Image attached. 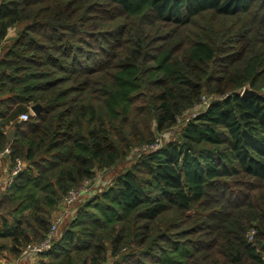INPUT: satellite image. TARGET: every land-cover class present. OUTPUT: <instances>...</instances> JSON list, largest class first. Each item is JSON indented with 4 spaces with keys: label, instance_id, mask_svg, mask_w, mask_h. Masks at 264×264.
<instances>
[{
    "label": "trees",
    "instance_id": "1",
    "mask_svg": "<svg viewBox=\"0 0 264 264\" xmlns=\"http://www.w3.org/2000/svg\"><path fill=\"white\" fill-rule=\"evenodd\" d=\"M144 146L37 264H264V0H0V264Z\"/></svg>",
    "mask_w": 264,
    "mask_h": 264
},
{
    "label": "rangeland",
    "instance_id": "2",
    "mask_svg": "<svg viewBox=\"0 0 264 264\" xmlns=\"http://www.w3.org/2000/svg\"><path fill=\"white\" fill-rule=\"evenodd\" d=\"M190 116L191 115L187 113L186 115L183 116L182 121L186 118H189ZM178 129H179V126L174 128L173 131L169 135H167L165 139L162 138V136L158 137L157 138L158 139L157 140L158 145L164 144L168 140L172 139L175 132H177ZM152 147L150 146V148H152ZM146 149H147L146 146L141 147L139 149L138 148L134 149L133 152L130 154L129 158L127 159V161L120 163L119 165L115 166L114 168H112L107 173L100 174L98 176L99 180L94 179L93 181L89 182L88 184L80 187L79 190H77V192H73L69 196V199H71V200L75 199L73 201V203L71 202L70 204H68L67 203L68 198L64 199V202L61 204L62 208L57 210L56 212H54L52 214V218H51L52 223L54 221H56L59 218V216H60V219H62L60 226L56 230L57 236L60 233V230L62 229V227L71 219V217H73L75 215L76 205L79 204L80 201L88 198L89 195L99 193L101 190H103L108 185H110L112 183V180L115 177H117L118 175L122 174L125 170H127L132 165L134 160L136 158H138L137 156H139L140 153L144 152ZM1 168H2V164H1ZM81 192H83V194H81V196H77V194L81 193Z\"/></svg>",
    "mask_w": 264,
    "mask_h": 264
},
{
    "label": "built area",
    "instance_id": "3",
    "mask_svg": "<svg viewBox=\"0 0 264 264\" xmlns=\"http://www.w3.org/2000/svg\"><path fill=\"white\" fill-rule=\"evenodd\" d=\"M206 103H207V101L203 100V105H206ZM28 119H29V114H22L19 117V120L21 122H26ZM3 153L7 154L8 151L5 150ZM19 171H20V165H17V167H15V169L11 172L10 177L6 181H4V183L2 185H0V194H1V192L5 191L6 189H9L11 187L12 179H13L14 176H16V174ZM75 192H77V191H75ZM80 195H81V193L77 194V196H80ZM69 196L67 197L68 199L66 198L68 204H70L71 202L73 203V201L75 200V199H72V200L69 199ZM61 220L62 219H60V216H59V218L52 223L50 231L48 233V237H47V239L44 242H42V243H40L38 245H28L25 249H23L21 254H20V257L16 261V263L18 262V264H20V263H22V262L24 263L25 261H28V260L31 261L33 258H36V260H38L39 259L38 258L39 254H41V253H43L45 251H48L50 249V247H51L52 241L57 236L56 230L60 226ZM253 235H254V232L251 231L249 233V235H248V240L249 241H252ZM37 262L38 261L34 262L33 264H37Z\"/></svg>",
    "mask_w": 264,
    "mask_h": 264
},
{
    "label": "water",
    "instance_id": "4",
    "mask_svg": "<svg viewBox=\"0 0 264 264\" xmlns=\"http://www.w3.org/2000/svg\"><path fill=\"white\" fill-rule=\"evenodd\" d=\"M257 95L255 92H252V91H249V90H244L243 93H242V96L246 97V96H255ZM30 111L31 113L34 115V116H37L40 114V111H41V107L39 105H34L30 108ZM18 126V124L16 125V127ZM7 137L9 140H12L13 137H14V133L13 131H10L8 134H7Z\"/></svg>",
    "mask_w": 264,
    "mask_h": 264
},
{
    "label": "crops",
    "instance_id": "5",
    "mask_svg": "<svg viewBox=\"0 0 264 264\" xmlns=\"http://www.w3.org/2000/svg\"><path fill=\"white\" fill-rule=\"evenodd\" d=\"M6 155V154H5ZM4 158H6V156H4ZM1 164H2V168H1ZM1 164H0V169H1V172H2V181H1V184L0 185H2L3 183H4V181H6L9 177H8V166H7V164L6 163H4L3 161L1 162ZM36 262V261H38V260H36V258H33L31 261H25L24 263L22 262V263H20V264H33L34 262ZM13 264H18V262L16 263V261L15 262H13Z\"/></svg>",
    "mask_w": 264,
    "mask_h": 264
}]
</instances>
